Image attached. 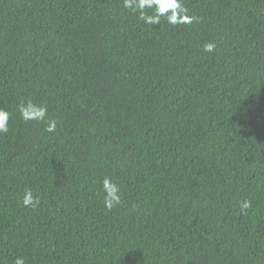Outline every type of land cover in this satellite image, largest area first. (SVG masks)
I'll return each mask as SVG.
<instances>
[{
    "label": "trees",
    "instance_id": "obj_1",
    "mask_svg": "<svg viewBox=\"0 0 264 264\" xmlns=\"http://www.w3.org/2000/svg\"><path fill=\"white\" fill-rule=\"evenodd\" d=\"M184 4L0 0V264H264V0Z\"/></svg>",
    "mask_w": 264,
    "mask_h": 264
},
{
    "label": "clouds",
    "instance_id": "obj_2",
    "mask_svg": "<svg viewBox=\"0 0 264 264\" xmlns=\"http://www.w3.org/2000/svg\"><path fill=\"white\" fill-rule=\"evenodd\" d=\"M123 6L133 11L139 12V18L149 25H158L161 17H165L171 25L192 24L199 22V18L189 15L188 9L184 4V0H123ZM145 9H153V14L149 15ZM216 48L214 43L204 45L205 52H213ZM20 114L25 121L30 120H45L48 109L40 105L34 104L31 100L21 104L19 107ZM9 114L0 109V133L8 131ZM56 129V121L50 120L46 125L48 132H54ZM103 190L105 193V207L111 208L120 203V188L119 185L113 183L110 178L105 177L103 180ZM39 203V198L34 197L30 190L26 191L23 197V205L25 207H36ZM251 206L250 201H244L241 205V211ZM14 264H25L23 257H17Z\"/></svg>",
    "mask_w": 264,
    "mask_h": 264
}]
</instances>
